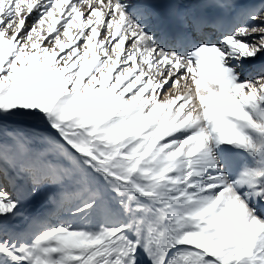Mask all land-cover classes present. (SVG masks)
Masks as SVG:
<instances>
[{
    "label": "snow or ice",
    "instance_id": "1",
    "mask_svg": "<svg viewBox=\"0 0 264 264\" xmlns=\"http://www.w3.org/2000/svg\"><path fill=\"white\" fill-rule=\"evenodd\" d=\"M0 264H264V0H0Z\"/></svg>",
    "mask_w": 264,
    "mask_h": 264
}]
</instances>
